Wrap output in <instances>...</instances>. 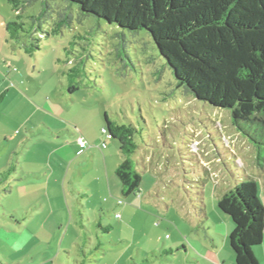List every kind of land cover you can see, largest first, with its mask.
Instances as JSON below:
<instances>
[{"label":"rangeland","instance_id":"rangeland-1","mask_svg":"<svg viewBox=\"0 0 264 264\" xmlns=\"http://www.w3.org/2000/svg\"><path fill=\"white\" fill-rule=\"evenodd\" d=\"M41 3L46 16L65 14L70 23L60 33L42 38L38 51L24 55V98L5 96L0 107V168L9 157V167L18 170L9 181L12 192L0 193V203L11 219L0 217V264H133L129 255L137 253V264H180L176 255L184 258L183 251L176 252V245L190 244L179 234L183 240L175 242L173 229L166 230L172 221L203 252L209 237L217 233L221 242L226 224L232 226L226 215L223 225L213 224V219L221 216L218 199L236 183L248 181L247 176L258 180L264 206V143L243 137L229 110L212 107L178 88L148 33H131L82 17L76 6L61 0H38L24 9L25 15L39 14ZM3 21L19 22L8 0H0V33ZM17 43L28 45L29 38ZM69 87L76 91L70 94ZM54 104L64 110L80 109L73 120L80 127L89 126L90 133L97 123L104 127L105 114L137 130L132 159L150 197L149 204L135 206L138 211L123 214L125 227L115 225L121 208H114L108 194L101 201L88 199L93 192L87 188L94 181L90 163L86 170L77 167L89 172L82 170V178H76L84 183L83 195L60 189L47 194L36 187L44 180L39 174L53 163L47 143L58 134L75 136V126L67 128L50 118L47 112ZM24 121H30L29 127ZM102 126L96 131L98 140ZM257 140L264 142V136ZM107 144L120 151L117 140ZM108 166L112 173L116 165L111 161ZM203 210L208 219L200 213ZM198 220L210 228L209 237L204 228L200 238L191 230L189 223ZM169 249L173 257L164 256ZM253 250L259 251L257 258L264 264L262 244ZM200 263L204 264L202 256Z\"/></svg>","mask_w":264,"mask_h":264},{"label":"trees","instance_id":"trees-1","mask_svg":"<svg viewBox=\"0 0 264 264\" xmlns=\"http://www.w3.org/2000/svg\"><path fill=\"white\" fill-rule=\"evenodd\" d=\"M8 1L19 22L5 24L7 41L18 47L17 41L28 37L29 44L18 47L27 55L40 49L42 38L60 33L70 23L65 14L46 16L43 3L39 14L25 15L24 9L38 0ZM61 1L76 6L82 17L131 33H148L172 70L178 88L212 107L229 110L233 126L243 137L257 145L264 143L257 140L264 136V0ZM74 91L76 87H69L70 94ZM104 120L111 140L119 142L126 157L115 171L122 195H136L142 179L132 159L137 130L132 124L111 121L106 114ZM14 171L9 167L0 172V193L10 191ZM247 179L217 201L220 213L232 223L228 243L235 264H258L253 248L264 238V206L258 197V180ZM200 213L206 217L205 210Z\"/></svg>","mask_w":264,"mask_h":264},{"label":"crops","instance_id":"crops-1","mask_svg":"<svg viewBox=\"0 0 264 264\" xmlns=\"http://www.w3.org/2000/svg\"><path fill=\"white\" fill-rule=\"evenodd\" d=\"M6 21H3V32L0 33V97L2 98V101L0 102V107L3 104L4 97L11 96L14 98L22 97L24 98L25 91V77L27 76L25 74V71L23 70V66H25L24 63V51L23 49L18 48L17 46L13 45L12 43H9L7 41V33L4 29ZM29 75V74H28ZM28 78H30L28 76ZM34 79H32L33 81ZM26 90V89H25ZM34 95V92H33ZM51 111L47 112L50 115V118L53 122L60 123L63 126L69 128L72 126L74 127L75 136L73 134H70L67 132V136H62L61 134H58L56 138L61 141H53L47 143L48 144V151H49V160L53 158L52 165L47 166V171L44 172V174H39L38 178H43V182L40 184H37L36 187L39 188L42 192H45L49 194L50 192H54L56 189H60L62 192L69 193L71 195H75L77 192L80 195H83L82 192V184H84L82 181L76 180L77 177L82 178L83 171L86 172V166L87 163H90L92 170L90 169V173H92L94 181L90 184L91 187L87 188L91 190L93 193L88 195V199H94L95 198L99 201H101V198L108 194L111 201L114 202V208H121V213L115 214V218L120 222L115 223L118 227H125L126 223L123 222L124 216L123 214L126 213V211H138V209L135 206H143L149 204V197H150V191L148 190L145 192V190L142 188L140 184L139 192L136 195H130L128 197H124L121 192V185L115 175V171L120 163H122L125 159L122 158V155L120 151L112 145L107 144V147L105 149H102L100 147L99 141L97 139V130L100 126H102V123H97V125H94V131H89V126H83L80 127L78 123L73 120L74 117H76L73 114L80 113L78 109H71L67 108L64 110L61 106L58 105H52ZM69 109V110H68ZM59 110V111H58ZM58 111V112H57ZM56 112V113H54ZM98 117H100L97 114ZM24 126L29 127L30 121H24ZM101 122V121H100ZM23 125V123H21ZM32 127V126H31ZM89 128V129H88ZM103 126L101 127V129ZM32 129V128H31ZM100 129V130H101ZM65 130V129H64ZM66 131V130H65ZM15 134V133H14ZM81 137L87 142V148L84 150H81L77 144V139ZM17 143V142H16ZM18 145V144H17ZM16 145V146H17ZM18 148V147H15ZM42 150H39L41 152ZM13 154H16L15 151H13ZM1 158V155H0ZM11 159V158H10ZM9 157L6 160V163L0 168V172H2L4 169L9 168L8 161L10 160ZM113 161L116 167H114L112 173L109 171L108 164ZM143 166H145L144 163H142ZM78 166H85V170H78ZM14 168L13 166H11ZM145 168V167H144ZM14 173H17V168H14ZM138 171V170H137ZM86 172V173H89ZM14 181V180H13ZM142 181V179H141ZM52 183V185L50 184ZM79 183V187L76 186V184ZM70 185L71 187H68ZM69 189V190H68ZM12 192V188L8 193ZM124 200V202L122 201ZM148 201V202H147ZM79 201L78 205H80V209L84 210L85 207L81 205ZM83 204V203H82ZM0 208L2 210V214H0L1 220L3 221H10V215H8L5 211V207L2 203H0ZM71 208V207H70ZM13 213V212H12ZM14 213H17L15 211ZM221 216L216 219H213V224L220 223L223 225L224 218L223 214L218 212ZM119 215V218L116 216ZM209 216L206 212L205 219H208ZM201 219V218H200ZM130 224V219H129ZM225 224V223H224ZM189 225L192 227V231L196 233V236L198 238L201 237V228H204L206 231L207 236L209 237V230L210 228H206V224L201 223L200 220L190 222ZM216 226V225H215ZM226 224V233L225 236L221 235V242L218 240L217 237L219 235L217 233L213 234V237H209V240H207V243H204L203 252H199L198 249L194 247V244L191 243L189 240V236L185 235V231L177 225L175 222L172 221L171 224H168V228L166 230L173 229V233L176 237L175 242H180V240H183L179 235L184 236L185 240L188 242L189 247L187 245H184V242H180V245L177 246V251L180 252L183 251L184 258H180V254L176 255V261H179L180 264H201L200 263V257H203L204 264H235V259L233 253H231L230 248L228 247L229 243L227 241V237L229 236L230 232L232 231V226H228ZM112 227V226H111ZM216 228V227H214ZM215 232H217L216 229H214ZM31 232V231H30ZM30 234V233H29ZM179 234V235H178ZM173 235V236H174ZM167 237V236H166ZM172 236L168 238L171 240ZM178 244V243H176ZM194 247L195 249L193 250ZM228 249V250H227ZM224 250H227L228 253H224ZM261 254L264 258V238L262 242V250ZM207 254H205V253ZM258 250H253V255L255 259L257 260L258 264H261L259 259L257 258ZM164 256H174V251L172 249H169L164 252ZM137 253L135 256L134 254H130V260L133 262H136L135 258H137ZM134 259V260H133Z\"/></svg>","mask_w":264,"mask_h":264},{"label":"built area","instance_id":"built-area-1","mask_svg":"<svg viewBox=\"0 0 264 264\" xmlns=\"http://www.w3.org/2000/svg\"><path fill=\"white\" fill-rule=\"evenodd\" d=\"M100 135H101L100 147L102 149H105L107 147V141H111V136L105 127H103L100 130ZM77 144L81 150H84L87 148V142L81 137L77 139ZM116 217L119 218V215H117Z\"/></svg>","mask_w":264,"mask_h":264}]
</instances>
